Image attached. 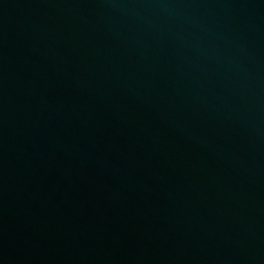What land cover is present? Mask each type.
Instances as JSON below:
<instances>
[{"label": "water", "instance_id": "water-1", "mask_svg": "<svg viewBox=\"0 0 264 264\" xmlns=\"http://www.w3.org/2000/svg\"><path fill=\"white\" fill-rule=\"evenodd\" d=\"M0 264H264V0H0Z\"/></svg>", "mask_w": 264, "mask_h": 264}]
</instances>
